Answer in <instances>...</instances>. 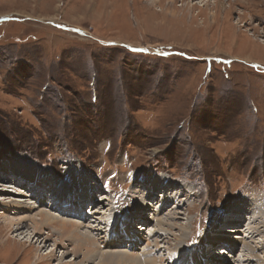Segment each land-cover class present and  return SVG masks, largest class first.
<instances>
[{
    "label": "rangeland",
    "instance_id": "374dc122",
    "mask_svg": "<svg viewBox=\"0 0 264 264\" xmlns=\"http://www.w3.org/2000/svg\"><path fill=\"white\" fill-rule=\"evenodd\" d=\"M19 162L105 198L85 214L102 228L90 230L99 251L123 232L101 220L133 212L136 193L161 177L184 190L171 208L177 219L162 217L176 224L142 217L130 227L145 241L148 232L169 230L154 258L171 257L176 245L187 248V258L203 253L215 227L218 242L203 264H258L250 257L264 258V227L253 238L257 249L241 244L235 252L229 238L236 233L228 229L248 234L233 212L246 199L258 200L264 215V0H0V222L26 216L21 231L0 223V264L74 257V264H97V255L86 259L67 236H49V227L35 237H50L45 243L18 242L38 209H61L38 204L30 183L8 178ZM18 196L31 207L16 214L4 205ZM144 223L145 230L135 227ZM48 250L53 256L35 260V251Z\"/></svg>",
    "mask_w": 264,
    "mask_h": 264
},
{
    "label": "bare ground",
    "instance_id": "6f19581e",
    "mask_svg": "<svg viewBox=\"0 0 264 264\" xmlns=\"http://www.w3.org/2000/svg\"><path fill=\"white\" fill-rule=\"evenodd\" d=\"M28 164H26L24 162H19L17 164H14L11 167V169H9V171L11 173L10 174L8 173L9 177L8 176L7 177L9 179L11 178L12 181H14L15 183L19 180L22 182L25 181L26 183H30L31 187L28 189L31 192L30 196L37 197L38 204L43 203L44 205L45 204L48 205L47 207L54 206L55 208H57L59 205L61 207V209L59 208L60 210L58 209L60 211V212L58 211L60 213V216L61 215H66V217L67 216H71V217L77 216L76 218L79 217L78 218L79 221L77 222V221H75V219L72 220V218H63L64 216L63 217L61 216L62 217L61 218L59 215L57 216L58 212H54V211L50 212L51 210H49V209L48 210L47 209L44 210L43 208L38 209V212L35 213L34 216H32L30 218L31 223L33 225V228L30 229L26 233V235L23 236V238H21L23 240L18 241L22 244H24V242H27V241L33 242V240H34V242H37V243L39 242V244L45 243L48 240V238H50L47 235H46L47 237L43 236L40 238H36V240H35V237L39 236L38 234L39 233L41 234V231L43 229L49 227V228H51L50 229L51 233L49 234V236H51L53 232H56L58 234V236H60L61 241H63L62 239H64V240L67 239V238H64L67 236L68 242L75 243L74 244V251L75 252L82 251V253L84 254V257L86 259H92V258H94V256L97 255L99 257L98 258L99 261L97 264H169L174 259H178L175 262L176 264H187V263L189 264V262L187 260H189V261L191 260L193 264H203L201 258L203 256L207 257L211 253V250H215V249H213V247L216 246V244L218 242L216 240L217 234H218L216 230L219 229V228H215V227H214V229H212L210 231V233H208V235L205 238V240H206L208 237L207 241L205 242V243H208V245L205 247V249L207 247H209L210 252L209 253L207 252V255L206 254L204 255L202 252H199L198 254L197 253L196 254L195 253H191V254L189 253L190 255L188 256V258H187V256H185L186 255L185 250L187 248L186 247L180 248L178 245H176L174 247V249L171 250V257H169V254H167V252L166 253L164 252L163 254H164L165 258L161 257V256L158 258H154V253L158 254L160 252V247H161V246L159 247L157 239L161 240V237L162 238L167 237L165 234L169 235L168 229H166L164 232L165 236L163 234H161V232L159 230H158L159 231L158 233L157 232H148V235L150 236V238L146 241L142 237H140L138 234H135L134 231L131 230L130 227L133 226V223L136 221L137 218L140 221H142L143 218L144 219L146 218V220H147V218H148V220L151 218L152 220H154L156 222V224L154 222V226H156L158 223V225H162V226H165L166 228H170V229L173 227V224L174 225L176 224L175 222L169 223L170 222L169 220H168L169 222H164V221H162V219H164L162 217L164 215H168V214H173V216H174L175 213L176 214L180 213V212L174 213L172 209H173V207L175 208L178 206V205H176V203L179 204L177 202L178 201L177 192L179 190H182V191H184V190L176 184H175L176 186L172 185V187H171L169 182L167 183L164 181V178L159 177L156 179L154 178V180L152 181L153 183L149 181L148 185L150 187L149 188L150 191L145 193V192H141V189H140V191H138L136 193L139 196L138 198H140V199L137 202H135L136 203L135 204L136 209L133 212L126 213L123 216L114 215L113 217H110L109 220H107V219L101 220L102 221L101 223L105 224L107 228H110L112 230L122 229L123 232H117L116 231L112 236H109V238L106 240L110 241V244L109 245L103 244L102 246H103V248L105 246H109L111 248H108V249L104 248L105 250L99 251L97 244H99L101 242H99V243L96 242V238L94 237L95 233L92 235L91 233H93V232H90V230L99 229L100 232L98 230V232L96 231V233H101L102 228H98V227L95 228V226H97V224L92 225V222L94 221V223H95V220L88 221L85 218L86 217L85 214H86V212L88 214L90 212V210L93 209V207H89L90 205H93V206L97 205V202L105 201L104 200L105 198L101 196L99 199L98 195L96 193V190H95V188H93V186L81 185L78 182V185H80L79 188L78 189H76V188L71 189V187H67L63 183L54 181L48 175L44 174L35 165H32V164L28 165ZM42 178H43V180L46 179L45 184H43V181H41ZM68 181L74 183L75 179H73V177H72V179H69ZM25 182H24V184H25V186H27V184ZM45 185H47V187H45ZM178 187L181 189H178ZM93 189L95 190V193H94ZM153 192L156 193L155 199H152ZM159 193L161 196L159 195ZM28 196H29V194H28ZM23 198H24L23 196L14 197L10 201H7V203L4 205V207L9 208L11 206V208L13 207V208H16L18 210L16 212V214L22 213V210L24 208L29 209L31 207L28 205L29 203L27 204V202H25V200H22ZM75 198H77V199H75ZM158 198H160L159 201H158ZM35 199H33V200H35ZM75 200L79 201V205L86 202L85 206L87 207V209H85L86 207H82V206L81 207L80 206L79 207L74 206L75 208L70 206V205L74 204L72 202ZM151 200H155V202L154 201L152 202ZM255 202H259V201L258 200L249 201L246 199L245 203H243L244 204L243 208L242 207L237 208L235 211L230 210V211H233L234 213H236V215H234V216H236L238 218V220L241 221L242 225L244 224L243 226H245V230L248 231L247 235H249V237L252 238V240L250 239L249 241H245L244 239L247 238V235L244 238H243V236L241 237V232H243V231L239 232L238 229H234V228L230 229L229 228L228 231H234L233 233H236V235H232V237L229 238L230 245L233 246L231 248L234 249L233 250L234 252L239 249V246L241 244H245L248 247H251L253 250L257 249L259 246V244L255 243V240L253 238L255 236H257V233L260 230L263 231L261 228L264 227V215L262 214V205L255 204ZM172 204H174V205L171 206ZM69 206L72 207L71 208L72 210L69 209ZM167 207H169L170 208L169 210H172V212L171 211L166 212L165 208H167ZM82 209H84V213H83ZM229 209H231V208H229ZM149 210H150V213L152 211L151 217H149L150 215H147L149 213ZM163 211H165V212H163ZM242 212H243V214H242ZM11 213H14V212L12 211ZM13 215H15V214H13ZM24 215H25V213H24ZM245 215H248V216L245 217ZM251 215L253 218L251 217ZM166 218H168V217H166ZM173 218L177 219V217H175V216ZM65 219H68V220H65ZM25 220H26V216H22V215L14 217L13 219L10 218L9 216L8 217L4 216L0 223H2L1 226H3L4 228L12 229L14 227L15 231H21V228L23 227L22 223ZM162 222H164V224H162ZM85 224L88 226L87 228H89L88 229L89 231L88 230L83 231V229L81 230L82 227L83 228L85 227ZM221 224H223V220L221 221V223H219V225H221ZM110 225H112V226L110 227ZM145 225H149V223L140 224V225H138V227L135 225V227L138 230H145L146 229V227L144 228ZM242 225H240V227ZM121 227H123L125 229H123ZM175 227H177V226H175ZM217 227H219V226H217ZM93 228H95V229H93ZM222 229L223 228H221L220 231H222V233H223ZM240 230H241V228H240ZM246 231H245V233H246ZM182 232H184V231L182 230ZM135 235L136 236L138 235L137 238L139 239V241H134L133 236H135ZM7 239H9V238H7ZM224 239H227V238L222 237L221 241H220L223 244L226 243V242H224ZM120 240H122V242H120ZM143 241H145V242H143ZM128 242H131V244H130L131 250L124 251V250L119 249V246L122 243H128ZM141 242H143V243H141ZM178 243H179V241H178ZM138 244L140 246H138ZM250 244H254V246H252ZM225 245H227V244H225ZM262 246L264 247L263 242L261 243V248H262ZM135 249H138V250L140 249V250L135 251ZM39 251H41V250H39ZM53 251L54 250H48L47 252H43L42 255H40L38 252L35 251V254H34L35 260L37 259V261H41L42 259H48L49 257L53 256V254H54ZM182 252H184V255ZM257 255H259V254H257ZM257 255H255V257L253 255L252 256L250 255L251 256L250 260H254L255 262H258V264H264V258L263 257L261 258L260 256L257 257ZM233 256H234V254H233ZM241 256H243V255H241ZM85 258H83V259H85ZM241 259L242 258H240L239 260H241ZM244 259L247 260V258H244ZM166 261H167V263H166ZM61 262L62 261H60V264H63ZM67 263L68 264L76 263V257H74L72 259V261L67 262ZM81 263L84 264L85 262H81ZM175 263L172 262L171 264H175ZM239 264H241V262H239ZM248 264H250V263H248Z\"/></svg>",
    "mask_w": 264,
    "mask_h": 264
}]
</instances>
